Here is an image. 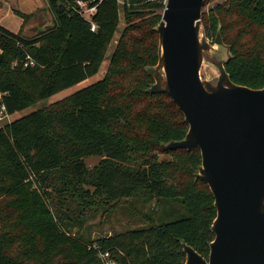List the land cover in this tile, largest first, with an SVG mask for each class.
<instances>
[{"label":"trees","instance_id":"trees-1","mask_svg":"<svg viewBox=\"0 0 264 264\" xmlns=\"http://www.w3.org/2000/svg\"><path fill=\"white\" fill-rule=\"evenodd\" d=\"M77 1L95 7L89 19ZM163 2L47 0L50 29L26 38L0 25V94L11 116L95 76L120 9L124 23L101 80L0 127V264H101L98 251L118 264H184L181 242L208 258L216 213L208 187L194 180L200 152L162 150L188 127L168 96L145 93L153 80L144 68L157 63L153 27ZM201 22L211 40L221 25L231 46L225 65L231 81L263 88L264 0H227L202 12ZM27 56L34 66H23ZM88 156L100 158L91 170L83 162ZM137 194L178 201L186 216L92 241L71 236L67 196L80 206L115 208Z\"/></svg>","mask_w":264,"mask_h":264},{"label":"water","instance_id":"water-1","mask_svg":"<svg viewBox=\"0 0 264 264\" xmlns=\"http://www.w3.org/2000/svg\"><path fill=\"white\" fill-rule=\"evenodd\" d=\"M203 2L164 0L153 27L157 63L144 68L153 80L145 93L168 96L188 127L182 140L161 144L162 150L198 149L194 180L206 184L213 197L208 258L181 242L184 264H264V87L231 81L225 70L231 46L223 42L220 24L213 41L207 39ZM205 66L214 77L202 78Z\"/></svg>","mask_w":264,"mask_h":264},{"label":"rangeland","instance_id":"rangeland-1","mask_svg":"<svg viewBox=\"0 0 264 264\" xmlns=\"http://www.w3.org/2000/svg\"><path fill=\"white\" fill-rule=\"evenodd\" d=\"M32 1L41 10L33 14L32 18H34L33 23L35 26L31 30H27L28 26L32 24L31 18L25 22V19L21 16V14L17 13L19 11L26 13L29 9L27 6H20L18 1H12L9 3V9H7V13L4 16L2 15L3 17L0 16V25L15 34L20 33L19 26H21V28L27 30L26 32L21 31V34L24 35L23 37L29 38L36 34L39 27H42L43 25L48 23H53L54 16L52 11L48 7V4L47 9L42 10L40 1ZM117 1L119 6H121L122 0ZM226 1L227 0H206V2H203L205 6L203 4L204 7L202 8V12L209 14V11L216 5H223L224 3H226ZM15 10L19 11L15 12ZM84 17L88 19L87 15H84ZM123 27L124 23L122 19V10L120 9L119 26L114 34L112 43L107 49L105 59L95 76L87 79L79 85L73 86L49 98L41 100L37 104L21 112H17L14 115H11L8 120L0 123V127L4 126L6 123H10L19 118H22L34 111L47 107L101 80L104 76L112 52L116 45V41ZM208 40L209 42L213 41V39ZM201 76L202 78H212L215 76V73L209 66H205L201 70ZM159 158L168 160L170 159V156L159 155ZM99 160L100 158L97 156H88L83 159V162L85 163L87 169L91 170L94 166L97 165ZM63 202L65 203V205H67L66 214L71 221H74V223L71 224V236L86 241H92L97 237L110 236L114 233H123L134 229L147 228L151 225V223L159 224L172 222L180 220L186 216L185 208L180 202L165 199H154L150 201L146 199V196L143 194H137L128 199H125L121 203H118L115 208H110L111 204H97L93 207L80 206L77 202L72 201L68 196L65 200H63Z\"/></svg>","mask_w":264,"mask_h":264},{"label":"built area","instance_id":"built-area-1","mask_svg":"<svg viewBox=\"0 0 264 264\" xmlns=\"http://www.w3.org/2000/svg\"><path fill=\"white\" fill-rule=\"evenodd\" d=\"M76 7L79 10V13L84 17V15H87L88 19L89 17L95 12V7H88L86 3H83L81 1L76 2ZM95 30V25L91 24V31L93 32ZM35 63L30 59V57H26L24 67H32ZM2 94H0V123H3L4 121L9 119V115L7 113V109L3 103ZM92 249H97L96 246H92ZM98 258L101 262V264H118L115 260H113L108 252H100L98 251Z\"/></svg>","mask_w":264,"mask_h":264},{"label":"crops","instance_id":"crops-1","mask_svg":"<svg viewBox=\"0 0 264 264\" xmlns=\"http://www.w3.org/2000/svg\"><path fill=\"white\" fill-rule=\"evenodd\" d=\"M12 1H15V2L18 1L19 4H20V6H22V7L23 6H25V7L27 6L28 7L29 10H27L28 12H26V13L25 12H21L19 10H15V11H19L20 14H23V15H32V17H33V14H35V13H37V12H39L41 10V9H39L38 6H36L34 4V2L32 0H0V16H2V15L4 16L7 13V9H9V6L8 5ZM37 1H40V3H41L40 5L42 7V10H46L47 9V0H37ZM32 17H31V20H32L31 23L32 24H30L28 26L27 30H31L35 26L34 23H33V19L34 18H32ZM19 28H20V33L19 34H21V31L22 32H26L27 31L26 29L21 28V26H19ZM21 35L24 36L23 34H21Z\"/></svg>","mask_w":264,"mask_h":264}]
</instances>
